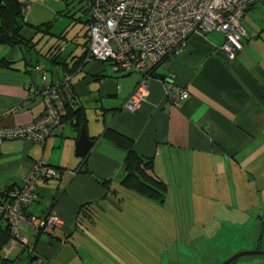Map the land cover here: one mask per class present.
<instances>
[{
  "label": "crops",
  "instance_id": "obj_1",
  "mask_svg": "<svg viewBox=\"0 0 264 264\" xmlns=\"http://www.w3.org/2000/svg\"><path fill=\"white\" fill-rule=\"evenodd\" d=\"M21 4L29 36L33 34L31 27L51 24L49 35L38 34L36 41L39 44L45 39L51 46L42 65L25 48L0 45V61L9 64L0 67L1 125L20 127L42 115L44 106L36 94L44 85L40 73L44 71L49 83L70 76L67 94L79 102L87 120L84 131L95 142L86 157H77L81 130L67 120L53 129L43 146L23 139L0 144V188L23 187L36 163L45 162L57 170L53 179L36 182L37 201L25 212L42 216L51 211L60 221L52 233L36 236L19 224L18 235L27 239L29 246L9 237L0 249V264L2 260L8 264H80L83 253L91 254L89 249L95 250L90 260L103 261L102 256L97 257L101 252L96 235L102 231L97 221H104L105 216L116 221L123 217L124 221L127 209L120 203L125 204V200L146 203L120 185L126 152L105 139L107 130L126 138L137 155L150 160V175L167 185L166 208H181V201L192 203L193 215L181 216L189 219L187 231L197 230L195 237H189L193 239L189 245L208 238L216 246L215 238L221 234L246 237L261 231L262 237L263 4L247 10L241 22L243 50L234 59L221 51L222 34L211 32L190 36L179 55L151 66L148 96L135 113L124 111L122 106L142 76L115 73L109 64L83 59L89 28L85 0H22ZM81 13L86 15L85 20ZM65 19L69 20L67 28L55 35V23ZM76 24H84L85 29L73 32L71 38L64 36ZM38 35L33 36V43ZM69 45L74 48L62 56ZM167 84L184 90L188 97L181 100L167 96ZM195 194L202 195L206 212L199 213L198 202L192 197ZM79 209L84 214L78 213ZM4 224L0 221V226ZM89 235L91 241L87 240ZM229 251L233 254L237 250ZM136 260L159 262L158 257L151 260L147 256L129 257L127 262ZM115 262L119 264L117 257Z\"/></svg>",
  "mask_w": 264,
  "mask_h": 264
},
{
  "label": "built area",
  "instance_id": "obj_2",
  "mask_svg": "<svg viewBox=\"0 0 264 264\" xmlns=\"http://www.w3.org/2000/svg\"><path fill=\"white\" fill-rule=\"evenodd\" d=\"M257 3L264 5V0H85L89 24L85 61L109 64L115 73L142 76L122 106L124 111L135 113L148 96L150 67L179 55L190 36L222 34L221 51L234 59L243 50L241 22L247 10ZM42 79L44 85L36 94L44 106L42 115L20 127H4L0 117V144L8 139H23L43 146L53 129L62 123L67 108L77 107V99L67 95L69 77L54 84L46 82L45 74ZM166 93L175 99L188 97L184 90L170 84L166 85ZM56 175L55 168L40 162L27 173L23 187L0 188V220L8 225L11 238H19L23 246L29 245L27 239L18 235L19 224L36 236L52 233L60 223L51 211L42 216L25 212L37 201L36 182Z\"/></svg>",
  "mask_w": 264,
  "mask_h": 264
},
{
  "label": "rangeland",
  "instance_id": "obj_3",
  "mask_svg": "<svg viewBox=\"0 0 264 264\" xmlns=\"http://www.w3.org/2000/svg\"><path fill=\"white\" fill-rule=\"evenodd\" d=\"M79 11L80 10H78V12ZM83 14L81 13V19L85 20L86 15ZM68 21V19H65L63 22L55 23L52 32L55 35L59 34L67 28ZM73 27L74 26L67 29L64 36L71 38L73 32H79L85 29L84 24H76L75 27ZM25 34L29 36L28 33L25 32ZM39 37L40 35H38L35 42ZM53 38L57 40L56 37ZM79 38L82 39L81 36ZM42 40L43 39H41L39 44L37 43L34 50L30 49V53L31 57H37L40 59V63L44 65V58L48 53L47 49L51 45H47L45 39L44 41ZM73 48L74 46L71 48L69 45L67 50L62 53V56L70 53ZM36 54H38V56H36ZM192 197L198 202L199 213L206 212L205 204L203 200H201L202 195L195 194L192 195ZM175 199H177L176 196ZM181 202L180 205L178 204L181 208L174 210L166 208L164 204L160 205L148 201L145 203L143 201H136L134 198H131L129 201L125 200V204H123V202L120 203L122 209H127L124 221H122L123 217H120L119 220L121 221H116L111 220L108 216L103 218L104 221H97V224L100 225L99 230H102L98 233L100 240L98 235H96L97 231H95L96 239L100 243V245L98 243L97 248L101 252L97 257L102 256L103 261L102 259L100 260V258L98 261L95 260L96 262L93 259L90 260L95 250L89 249L92 255L89 252L83 253L81 256L83 260L80 264H117L115 262L116 257L119 259V264H168L170 259H177L186 264H221L223 261L241 251H264V233L261 237V231H253L250 236L246 237L238 235L230 237L226 234H221L215 238L216 246H213L214 240L208 238L197 240L194 246L189 245L188 243L193 241V239L189 237H195L197 235V230L193 228L191 231H187L188 224L190 223L189 219L184 220L181 216H192L193 205L192 203L186 205L185 202ZM167 206L172 208L170 204ZM255 214L256 212L254 211L253 215ZM190 221H192V219H190ZM199 221H201V219ZM87 240H92L90 235ZM102 244L104 246H102ZM233 249L237 251L231 254L232 252L229 250L233 251ZM133 256L139 258L147 256L151 260L158 257L159 262L152 263L144 261L145 263H141L140 260L127 262L129 257L133 258ZM230 264H264V254L243 255Z\"/></svg>",
  "mask_w": 264,
  "mask_h": 264
},
{
  "label": "trees",
  "instance_id": "obj_4",
  "mask_svg": "<svg viewBox=\"0 0 264 264\" xmlns=\"http://www.w3.org/2000/svg\"><path fill=\"white\" fill-rule=\"evenodd\" d=\"M26 27L27 26L23 24V5L16 0H0V45L17 46L23 49L25 48V50L28 52L30 49L34 50V46L38 41L33 43V36L38 34L49 35L51 24L31 27V33H33L32 36H27L25 34V32L27 33ZM85 58L86 51L83 59L85 60ZM0 67H9V64H7L5 61H0ZM40 73L42 77L43 74H45L44 71H40ZM65 77L70 78V76H63L61 79ZM67 95L70 96L69 94ZM70 97L75 98L74 96ZM79 106V102L77 101V107L75 109L67 108L65 115L62 117V122L67 120L72 121L73 126L77 129V131H80L81 129L85 130L87 123L85 114ZM104 137L117 148H120L126 152L125 175L120 180V185L124 189L136 194L145 201L160 205L164 204L167 195V185L150 175L149 172L152 170V163L150 160L143 159L137 155L133 151L130 141L121 135L107 130L104 134ZM94 142L95 141H93V143ZM1 188L12 189L18 187L11 186ZM83 212L84 211L82 209H79L78 211L80 214ZM9 237L11 236L8 225L4 224V227L0 226V249L9 240ZM1 264H8V262L6 260H2Z\"/></svg>",
  "mask_w": 264,
  "mask_h": 264
},
{
  "label": "water",
  "instance_id": "obj_5",
  "mask_svg": "<svg viewBox=\"0 0 264 264\" xmlns=\"http://www.w3.org/2000/svg\"><path fill=\"white\" fill-rule=\"evenodd\" d=\"M92 146H93V141H91L86 136L85 131L83 129H81V131L79 133V138L76 142V156L79 158L86 157ZM248 254H264V251L263 252L259 251V250L241 251V252L234 254L233 256L228 258L227 260L223 261L221 264H230L231 262H233L237 258H239L243 255H248ZM169 264H179V263H172L171 262Z\"/></svg>",
  "mask_w": 264,
  "mask_h": 264
},
{
  "label": "flooded vegetation",
  "instance_id": "obj_6",
  "mask_svg": "<svg viewBox=\"0 0 264 264\" xmlns=\"http://www.w3.org/2000/svg\"><path fill=\"white\" fill-rule=\"evenodd\" d=\"M259 251H260V250H259ZM171 262H172V263H179V264H186L185 262L180 261V260H177V259H173V260L170 259V260L168 261V264L171 263Z\"/></svg>",
  "mask_w": 264,
  "mask_h": 264
}]
</instances>
